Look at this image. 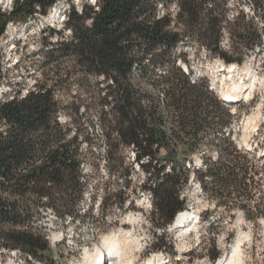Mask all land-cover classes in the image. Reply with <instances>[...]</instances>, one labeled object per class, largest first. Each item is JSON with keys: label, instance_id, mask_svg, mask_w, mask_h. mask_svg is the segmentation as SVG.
<instances>
[{"label": "trees", "instance_id": "1", "mask_svg": "<svg viewBox=\"0 0 264 264\" xmlns=\"http://www.w3.org/2000/svg\"><path fill=\"white\" fill-rule=\"evenodd\" d=\"M57 1L15 0L9 13L0 11V39L10 22L47 17ZM250 1L264 21V0ZM231 7L232 0H97L69 12L70 38L51 30L61 37L42 51L45 81L25 96L0 100V254L18 251L26 261L57 264L40 218L48 209L64 221L83 220L82 150L95 146L87 129L95 115L108 167L128 179L122 150L129 149L144 174L150 221L163 231L155 234L153 251L172 247L166 230L190 210L185 190L191 175L216 207L230 209L237 200L247 219L264 218V209L253 204L255 184L264 182V157L238 147L231 129L237 113L206 76L196 77L187 54L177 52L194 44L227 65H242L262 46L264 30ZM211 217L207 212L201 220L212 227Z\"/></svg>", "mask_w": 264, "mask_h": 264}, {"label": "rangeland", "instance_id": "2", "mask_svg": "<svg viewBox=\"0 0 264 264\" xmlns=\"http://www.w3.org/2000/svg\"><path fill=\"white\" fill-rule=\"evenodd\" d=\"M96 1L58 0L48 14L52 8L59 6V17L62 19L52 26L45 24L41 28V17L26 24L10 22L7 25L0 39V100L17 94L25 96L29 90L35 89L36 81H45L42 51H47V43L56 44L61 36L70 38L71 32L66 28L69 12L74 8L81 11L84 4L95 6ZM14 2L0 0V11L9 13ZM256 9L250 0H232L233 13L243 11L254 17L255 26L264 30V21L257 15ZM171 12L175 14L176 9L172 8ZM51 30L59 31L62 35L51 36ZM229 43L226 35L223 45L227 50L230 49ZM261 45L249 54L242 65L234 64L237 66L234 73L222 71L220 65L224 62L204 48L185 43L177 48L179 54H187L197 76L209 79L219 96L226 93L236 97L238 103L229 104L238 115L237 122L231 128L235 143L240 149L256 150L257 154L264 151V35ZM182 66L186 68L184 63ZM68 98L71 100V95L65 97ZM91 122L87 129L89 133L92 132L96 143L92 150H88L87 146L82 150L85 160L82 171L87 185L84 202L79 208L83 220L73 221L69 218L64 221L47 209L39 222V230L46 234L51 246L55 247L57 264H90L86 251L102 248L107 236H115L120 241L123 258L118 261L110 256L106 264H146L149 259H152L153 264H219L231 255L239 241L243 244L242 264H264V218L258 223L247 219L248 210H244L237 200L230 209L216 207L215 202L202 192L193 175L185 190V198L188 209L195 211L199 221L187 226V231L170 225L166 234L172 247L164 249L166 251H153L151 244L156 240L155 234L161 236L163 231L150 221L152 197L149 192L141 191L145 177L134 162V153L129 149L122 150L126 158L125 168L130 174L128 179L113 173L115 169H110L105 161L106 142L98 116H93ZM200 161L198 156V167H201ZM127 181L129 188L126 186ZM255 186L258 193L253 204H258L263 211L264 182ZM101 199H109L106 206L100 204ZM124 199L127 201L122 209L117 204ZM207 212L213 214V218H210L214 222L212 227L209 221L201 220ZM216 254H220V258L216 262L211 261L210 258ZM0 264L43 263L26 261L18 251H4L0 254Z\"/></svg>", "mask_w": 264, "mask_h": 264}, {"label": "bare ground", "instance_id": "3", "mask_svg": "<svg viewBox=\"0 0 264 264\" xmlns=\"http://www.w3.org/2000/svg\"><path fill=\"white\" fill-rule=\"evenodd\" d=\"M58 7L59 6H55L54 8H52L49 15L43 18L41 28L45 24L52 26L54 23H57V21L59 20L61 21L62 17H59L60 10ZM220 69L227 71L228 73H234L237 69V66L236 65H233V66L220 65ZM197 77H201V76H197ZM241 89H246V87L245 88L242 87ZM222 99L229 101V102H236L235 101L236 97L226 94V93L222 95ZM261 153L264 154V151ZM196 218H199V216L195 213L194 210H187V211L181 212L176 217V220L174 224L172 225V227L187 231L188 229L187 226H191V224H193ZM101 247L102 248H98L96 251H93V252L86 251L90 264H106L110 256L114 260H118V261L122 260L123 252L120 246V241L115 236H107L104 239L103 245ZM242 248H243V244L241 241H239L235 245L234 250L231 253V255H229L226 259L221 260L219 264H242L241 262ZM104 249L107 253L104 252ZM146 264H153L152 259H149L146 262Z\"/></svg>", "mask_w": 264, "mask_h": 264}, {"label": "built area", "instance_id": "4", "mask_svg": "<svg viewBox=\"0 0 264 264\" xmlns=\"http://www.w3.org/2000/svg\"><path fill=\"white\" fill-rule=\"evenodd\" d=\"M51 213H52V215L56 216V214L53 211H51Z\"/></svg>", "mask_w": 264, "mask_h": 264}, {"label": "water", "instance_id": "5", "mask_svg": "<svg viewBox=\"0 0 264 264\" xmlns=\"http://www.w3.org/2000/svg\"><path fill=\"white\" fill-rule=\"evenodd\" d=\"M259 156H264V154L263 153H260Z\"/></svg>", "mask_w": 264, "mask_h": 264}]
</instances>
